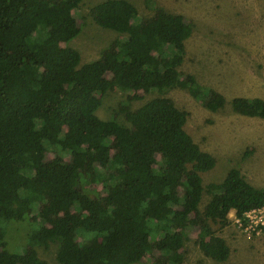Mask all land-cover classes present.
Here are the masks:
<instances>
[{
	"label": "trees",
	"instance_id": "1",
	"mask_svg": "<svg viewBox=\"0 0 264 264\" xmlns=\"http://www.w3.org/2000/svg\"><path fill=\"white\" fill-rule=\"evenodd\" d=\"M82 1L0 0V264H46L37 247L50 244L58 264L145 257L184 264L192 225L202 253L226 261L230 248L209 222L264 206V189L235 167L204 185L200 173L216 159L194 142L188 112L169 97L123 110L128 125L95 113L108 91L129 89H186L207 109H222V95L178 69L192 26L158 6L143 18L128 0H104L90 9L92 19L125 40L81 64L65 44L80 31L75 10ZM231 105L264 118L262 98L237 96ZM29 217L27 243L17 251L6 239L8 225Z\"/></svg>",
	"mask_w": 264,
	"mask_h": 264
},
{
	"label": "rangeland",
	"instance_id": "2",
	"mask_svg": "<svg viewBox=\"0 0 264 264\" xmlns=\"http://www.w3.org/2000/svg\"><path fill=\"white\" fill-rule=\"evenodd\" d=\"M102 1L83 0L75 10L80 31L65 45L77 49L81 64L97 59L114 39L125 40L124 34L92 19L90 9ZM128 1L143 18L151 17L155 6L184 16L192 34L185 41L186 53L178 69L195 75L200 84L222 95L224 106L213 112L181 88L147 94L136 89L112 90L101 97L96 115L103 120L117 115L120 123L128 125L123 110L137 109L156 96L169 97L176 107L188 112L185 129L194 142L216 159L212 169L200 173L204 185L220 182L235 167L249 183L264 189V118L243 116L231 105L237 96L264 99V0H153L152 6L145 0ZM208 198L204 192L200 207ZM232 213L223 224L209 222L212 231L226 240L228 259L218 262L205 256L196 241L199 227L192 225L182 248L184 264H264V233L259 238H246L232 222ZM32 222L29 217L8 225L6 239L19 247L17 251L25 247ZM56 250L55 244L37 247L46 264H58ZM135 264L155 263L145 257Z\"/></svg>",
	"mask_w": 264,
	"mask_h": 264
},
{
	"label": "built area",
	"instance_id": "3",
	"mask_svg": "<svg viewBox=\"0 0 264 264\" xmlns=\"http://www.w3.org/2000/svg\"><path fill=\"white\" fill-rule=\"evenodd\" d=\"M230 218L246 238H259L264 233V206L249 209L244 213L243 218L238 217L233 210Z\"/></svg>",
	"mask_w": 264,
	"mask_h": 264
}]
</instances>
